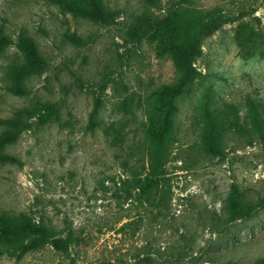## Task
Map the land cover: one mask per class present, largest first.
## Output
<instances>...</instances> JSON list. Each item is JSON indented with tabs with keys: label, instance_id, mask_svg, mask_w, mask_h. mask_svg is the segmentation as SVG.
<instances>
[{
	"label": "rangeland",
	"instance_id": "obj_1",
	"mask_svg": "<svg viewBox=\"0 0 264 264\" xmlns=\"http://www.w3.org/2000/svg\"><path fill=\"white\" fill-rule=\"evenodd\" d=\"M181 1L98 0L117 15L104 25L43 0H0V26L15 43L30 37L48 64L18 73L17 48L0 54V119L37 103L57 111L5 147L15 160L0 161V210L30 213L60 245L75 237L67 250L47 245L0 264H264V209L255 207L264 121L257 130L251 115L252 102L264 116V0L188 1L222 7L230 20L197 37L190 84L177 91L164 46L181 27ZM206 129L216 152L198 145ZM141 147L159 149V196L145 205L120 189Z\"/></svg>",
	"mask_w": 264,
	"mask_h": 264
},
{
	"label": "trees",
	"instance_id": "obj_2",
	"mask_svg": "<svg viewBox=\"0 0 264 264\" xmlns=\"http://www.w3.org/2000/svg\"><path fill=\"white\" fill-rule=\"evenodd\" d=\"M54 5L64 13L74 16L88 15L91 20L100 24H108L115 21V11L103 8L98 0H43ZM189 0L180 2V9L177 11L181 27L176 34L164 46L177 67L179 77L175 83L177 91L182 90L190 84V67L194 55V44L197 37L209 38L215 34L229 20V15L222 7L216 6L209 9H202L187 6ZM66 37L78 45H84L85 39L76 33L67 32ZM10 46H15L22 55L24 63L16 71L39 72L47 68L48 64L37 49L36 43L21 32L18 41L15 43L6 30L0 26V54ZM111 79L104 77L102 89L107 88ZM9 90L18 94L22 93L16 87ZM251 115L255 129L262 130L264 116L258 111L257 106L251 102ZM57 115L55 106L52 103H37L31 109L22 110L19 115L10 118L0 119V161L15 160L4 153L6 146L15 143L20 135L29 128L30 122L34 119L40 125L47 124ZM198 145L211 152H216V138L213 132L205 130ZM158 147H141L138 157L133 165H125L126 179L122 180L121 191L125 201L132 199L139 204H151L158 198V185L151 174L154 166V159L158 154ZM148 156V160H144ZM149 166L151 169H149ZM162 198V197H161ZM256 209H264V197H259L255 204ZM59 233L52 227L37 221L30 213H19L10 215L0 210V257L22 258L32 251L43 249L52 245L58 250H67L68 246L75 241L72 231H69L64 240V246L59 244ZM259 260L255 264H259ZM224 264H239L235 260L228 259Z\"/></svg>",
	"mask_w": 264,
	"mask_h": 264
}]
</instances>
